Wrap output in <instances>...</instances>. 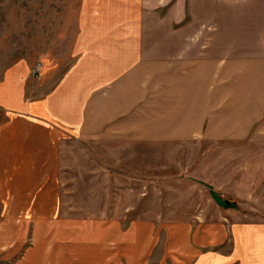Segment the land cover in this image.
<instances>
[{
	"label": "crops",
	"instance_id": "0c3cea01",
	"mask_svg": "<svg viewBox=\"0 0 264 264\" xmlns=\"http://www.w3.org/2000/svg\"><path fill=\"white\" fill-rule=\"evenodd\" d=\"M182 13L75 0L63 58L3 69L0 264H264V41L224 56L205 40L192 56L170 41ZM128 166L135 207L97 210V176ZM145 174L179 175L181 192L147 199Z\"/></svg>",
	"mask_w": 264,
	"mask_h": 264
},
{
	"label": "rangeland",
	"instance_id": "374dc122",
	"mask_svg": "<svg viewBox=\"0 0 264 264\" xmlns=\"http://www.w3.org/2000/svg\"><path fill=\"white\" fill-rule=\"evenodd\" d=\"M175 1L169 0V3ZM179 1H184L185 5L184 16L183 13L181 15L183 25L175 27L176 35L170 41L173 40L177 48L189 47L188 53L192 56L199 55L200 45L205 40L221 41L222 47L217 49L224 56L253 55L256 47L264 41V0ZM74 8L75 0H0V75L7 65L19 59L29 58L37 63L63 58L73 35ZM177 10L173 8L163 13L160 29L172 25L173 15L179 16ZM168 38V32L161 31V40ZM123 171L121 174L113 171L112 175L97 176L96 189L91 191L97 198V210L107 211L104 202H109L107 199L110 198L112 216L128 213L129 207H135L136 186L139 187L136 167L128 166ZM154 173L158 176V172ZM151 176L144 175L145 179H151ZM179 178V175L161 174L159 183L144 180V197H153L151 187L156 186L155 198L159 200L160 195L167 198L175 194L171 191L174 184L177 196L183 187ZM160 187L164 192H159ZM188 187L200 195L199 188ZM147 204L145 202V211L151 209Z\"/></svg>",
	"mask_w": 264,
	"mask_h": 264
},
{
	"label": "built area",
	"instance_id": "2783aa9c",
	"mask_svg": "<svg viewBox=\"0 0 264 264\" xmlns=\"http://www.w3.org/2000/svg\"><path fill=\"white\" fill-rule=\"evenodd\" d=\"M40 68V63L37 62L33 68V74H36L39 71Z\"/></svg>",
	"mask_w": 264,
	"mask_h": 264
}]
</instances>
